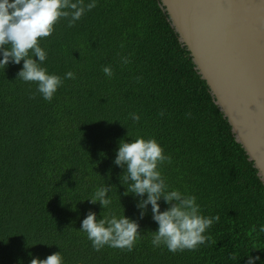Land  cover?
Instances as JSON below:
<instances>
[{
  "label": "trees",
  "instance_id": "1",
  "mask_svg": "<svg viewBox=\"0 0 264 264\" xmlns=\"http://www.w3.org/2000/svg\"><path fill=\"white\" fill-rule=\"evenodd\" d=\"M39 44L42 67L63 79L51 102L35 82L17 79L23 61L0 67V264L56 252L63 264H247L249 255L264 264V185L160 0H96L73 27L61 19ZM69 71L75 79H64ZM137 137L154 138L171 157L159 165L168 190L220 216L196 250L154 247L151 205L141 219L140 197L124 195L114 160L120 140ZM107 185L111 205L90 203ZM89 210L136 220L133 250L95 251L81 231Z\"/></svg>",
  "mask_w": 264,
  "mask_h": 264
},
{
  "label": "clouds",
  "instance_id": "2",
  "mask_svg": "<svg viewBox=\"0 0 264 264\" xmlns=\"http://www.w3.org/2000/svg\"><path fill=\"white\" fill-rule=\"evenodd\" d=\"M95 7L96 0L89 3H85V0H0V54L3 57L0 67L5 69L10 62L20 64L23 61L17 79L35 82L36 92L51 102L62 86L63 79L59 75L49 74L42 67L47 52L40 46L39 39L51 36L61 19L68 21V27H73L76 21ZM122 62L128 64L131 61L123 57ZM103 72L109 78L113 76L111 66L103 67ZM75 78L71 71L64 77ZM32 98H35V93ZM130 117L134 122L140 120L136 113H130ZM166 161L171 163V157L164 154L163 148L154 138L137 137L131 142L120 140L114 164L124 169L121 181L123 185H128L124 195L131 193L140 197L136 207L140 210L141 219L151 205L152 218L158 224V230L152 232V245L157 248L166 246L172 253L196 250L209 240L205 232L219 221L220 216L206 217L201 214L196 196L175 189L168 190L159 170V165ZM110 190L111 186L108 185L97 188L92 198L88 199L89 202H99L103 209L108 208L112 203L108 197ZM145 194L146 199L143 198ZM161 199L167 204L163 211L158 203ZM139 229V223L124 213L120 216L110 213L97 219L96 213L91 210L81 225V231L87 234L95 251H100L106 245L132 251L140 238ZM260 231L264 232V226H261ZM230 258L236 259V256ZM259 259V256L249 255L247 264H255ZM30 264H63V258L61 252H56L46 259L34 257Z\"/></svg>",
  "mask_w": 264,
  "mask_h": 264
},
{
  "label": "water",
  "instance_id": "3",
  "mask_svg": "<svg viewBox=\"0 0 264 264\" xmlns=\"http://www.w3.org/2000/svg\"><path fill=\"white\" fill-rule=\"evenodd\" d=\"M264 185V0H160Z\"/></svg>",
  "mask_w": 264,
  "mask_h": 264
}]
</instances>
